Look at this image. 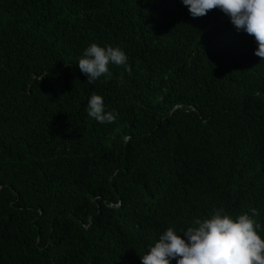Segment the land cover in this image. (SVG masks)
I'll list each match as a JSON object with an SVG mask.
<instances>
[{
  "label": "trees",
  "instance_id": "trees-1",
  "mask_svg": "<svg viewBox=\"0 0 264 264\" xmlns=\"http://www.w3.org/2000/svg\"><path fill=\"white\" fill-rule=\"evenodd\" d=\"M93 43L131 74L110 63L88 84ZM257 50L182 0H0V264H142L214 210L264 238ZM93 92L114 122L88 115Z\"/></svg>",
  "mask_w": 264,
  "mask_h": 264
},
{
  "label": "clouds",
  "instance_id": "clouds-1",
  "mask_svg": "<svg viewBox=\"0 0 264 264\" xmlns=\"http://www.w3.org/2000/svg\"><path fill=\"white\" fill-rule=\"evenodd\" d=\"M193 18L203 17L219 8L230 17L232 24L240 31L254 36L258 44L255 55L264 59V0H182ZM128 57L119 48L106 49L93 43L78 60L80 71L88 77V84L99 78L111 79L109 64L127 66ZM88 115L100 123L114 122L116 116L105 111L103 97L92 93L87 106ZM257 215L255 209L251 210ZM257 224L248 214H241L235 220L214 210L210 218L196 219L180 234L169 227L159 240L149 246L147 254L141 257L142 264H264V238L257 232Z\"/></svg>",
  "mask_w": 264,
  "mask_h": 264
}]
</instances>
